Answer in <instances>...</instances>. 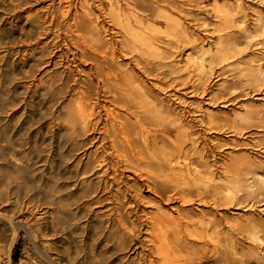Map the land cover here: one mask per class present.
Segmentation results:
<instances>
[{
	"label": "bare ground",
	"instance_id": "1",
	"mask_svg": "<svg viewBox=\"0 0 264 264\" xmlns=\"http://www.w3.org/2000/svg\"><path fill=\"white\" fill-rule=\"evenodd\" d=\"M41 1L0 0V10L9 15L13 30L0 29V51L9 52L18 43L28 47L20 50L22 58L18 63L7 60L6 53L0 55V262L3 254L10 256L23 233L32 247L30 264H201V250L206 254L212 240L205 219L198 221L201 230L189 229L197 225L189 216L172 218L156 213L148 219L141 213L130 220L134 213L128 205H138L136 193L140 188L137 180L134 190H122L123 171L132 170L146 180V186L160 199L179 200L184 205L192 201V188L198 190L201 198L208 194L216 203L233 202V187H223L228 194L222 196V187H203L200 172L188 163L180 166L188 149L182 143L172 146V140L164 136L172 130L168 126L152 134L146 130V119L153 121L158 107L170 113L164 102L143 111V115L136 114L134 122L115 113L111 106L140 113L139 109L150 104L136 102L149 90L144 83H92L94 79H111L114 67L108 64L109 56L111 62L120 65L116 59L121 53L132 54L144 72L166 64L165 60L174 54L169 49L174 45L170 37L176 36L171 32V12L154 15L149 9L145 13V9L143 13L122 0H96V5L94 0H59L57 7L51 0L43 13L26 12L20 25V13L32 10ZM78 6L83 9L81 16L73 13ZM105 21L113 27L112 31L117 29L122 34L119 49L112 41L102 42V35L111 31L106 30ZM256 21V32L264 33V19ZM40 44L36 53L30 51L29 46ZM221 52H217L216 60L230 59ZM204 55L205 52L197 57L188 54V67L204 69ZM87 61L93 62L91 79L80 82L72 67ZM260 61L258 73L264 77V57ZM41 67L42 71L46 67L57 68L42 82V88L25 86L19 91L13 85L33 79ZM60 68L63 69L59 71ZM114 77L119 78L118 74ZM165 84L171 87L174 83ZM248 118L241 119L242 124L237 123L235 131L248 129ZM209 121V129H217ZM159 142L162 147L156 149ZM152 148L155 152L142 156ZM203 166L206 172L211 168L208 164ZM245 169L243 161L237 167H226L237 175ZM263 194L264 191L260 193ZM96 209H104V213L96 215L97 220L90 219ZM142 230L151 236L149 244L139 240ZM253 236L260 241L257 234ZM189 238L193 246L187 243ZM41 242L46 246L41 248ZM133 247L144 249L133 252H137L136 262L119 258L118 253ZM226 261V256L216 255L213 262Z\"/></svg>",
	"mask_w": 264,
	"mask_h": 264
},
{
	"label": "rangeland",
	"instance_id": "2",
	"mask_svg": "<svg viewBox=\"0 0 264 264\" xmlns=\"http://www.w3.org/2000/svg\"><path fill=\"white\" fill-rule=\"evenodd\" d=\"M95 1L93 5H96ZM122 1L137 6L138 11L142 12L146 9L145 13L148 12L147 9L154 15L165 13L166 10L171 12L174 19L171 22L174 28L171 32L176 36L170 37L174 45L168 48L174 54L165 60L166 64L157 65L148 72H144L141 66L137 65L136 57L132 54L121 53L119 59H116L120 65L111 62L109 56L108 64L114 67L111 79H104L102 82L94 79L93 85L133 83L137 86L138 83H144L149 88L148 94L146 92L136 102L142 104L149 102L150 104H145L139 109L140 113L133 109L123 111L120 105L111 106L115 108V113L129 122H134L136 114L143 115V111H147L158 102H164L170 113L162 112L157 105L160 111H155L153 121L146 119V130L152 134L155 130L168 126L172 131L164 136L172 140L171 142L175 144L171 143L172 146L182 143L188 149L187 158L182 160L180 166L188 163L192 165L191 168L200 172L198 176L201 177L203 187L209 189L213 186L222 187L219 189L222 196L228 194L223 187L229 185L233 187L236 196L233 202L216 203L208 194L205 198H201L198 190L192 188V201L188 205L182 204L179 200L166 201L151 191L146 186V180L134 171L124 170L122 190L127 187L134 190L133 186L136 181L140 183H138L140 191L136 193L138 205L133 207L135 204L133 202L132 205H128L129 210L134 213L130 215V220L135 218V214L141 215V213L145 214V218L148 219L156 213H166L172 218L189 216L197 223V225L189 226L191 227L189 229L195 230L194 227H196V230H201L198 227L200 226L198 221L204 218L206 231L212 240L206 238L210 242L208 241L209 246L204 251L206 254H203L201 250V264H261L264 261V194L260 195L264 191V77L258 73V68L262 64L260 59L264 57V33L263 31L256 32L255 29L258 25L257 18L264 19V0ZM51 2V0L49 2L42 0L39 4L32 6L34 9H25L20 13L22 17L20 16L18 23L21 25L24 22L26 12L30 11V14H33L35 11H41L43 13L45 7ZM54 4L57 7L59 0H55ZM2 10H0V17L5 18V21L2 20L4 24L0 22V29L4 27L11 32L13 30L9 24V15L2 13ZM75 10L73 9V13L81 16L83 9L78 6ZM106 21L104 23L106 30H111L113 27ZM17 29L16 32L14 31L15 35L19 32ZM118 31L113 29L108 35L104 33L102 42L112 41L119 49L123 37ZM159 36L165 37L164 35ZM178 39L182 42H177ZM18 44L12 45L9 52L0 51V55L6 53L7 60L9 58V61L18 63V60L22 58L19 52L28 49L22 43ZM41 44L29 46L30 51L36 53L39 46H42ZM218 51L226 53L230 59L219 62L216 60ZM201 52H205L206 67L202 70L194 66L188 67L187 55L197 57ZM24 58H29V56H24ZM94 65H96L95 62ZM92 66L93 62L87 61L82 65H77V68L76 66L72 68L75 69V74L81 82L91 79L89 75ZM55 69L57 68L46 67L42 71L41 67L33 79L15 82L13 85H16L19 91H22L25 86H31L32 89L42 88V82L49 79ZM62 69L60 68L59 71ZM115 74H118V80H115ZM196 78L199 80H195ZM165 83L174 84L167 87ZM204 88L205 91H203ZM243 118L249 119V127L238 133L235 131V126L242 124L241 119ZM209 120L212 124H216L217 129H209ZM161 147L162 143L159 142L156 149H161ZM153 152H155L153 148L149 149L144 151L142 156L148 157ZM242 161L246 162V169L240 175L226 170L229 165L236 164L237 167ZM205 164L211 166L208 172L203 166ZM200 192H205V190L201 189ZM103 211L104 209H96L94 213L91 212L92 218L90 219L96 218L97 220V216H101ZM255 234L260 237V241L255 239L253 236ZM139 237L140 241L149 244L151 236L144 230L141 231ZM191 241V238L187 239L189 246H193ZM43 245L46 246L41 242V248ZM14 246L10 256L3 254L0 264H30L32 261L29 254L32 253V250L30 251L32 247L26 243L23 233L18 237ZM1 250H6L4 244H1ZM141 250L144 249L136 250L133 247L130 250H124L118 253L119 258L127 262H136V253ZM134 251L137 252L133 253ZM216 255L226 256L227 261L213 262Z\"/></svg>",
	"mask_w": 264,
	"mask_h": 264
}]
</instances>
